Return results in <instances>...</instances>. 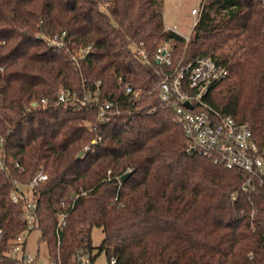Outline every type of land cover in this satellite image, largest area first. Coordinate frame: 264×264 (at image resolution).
<instances>
[{
    "label": "trees",
    "instance_id": "trees-1",
    "mask_svg": "<svg viewBox=\"0 0 264 264\" xmlns=\"http://www.w3.org/2000/svg\"><path fill=\"white\" fill-rule=\"evenodd\" d=\"M160 4L0 0L5 245L25 226L22 204L9 198L12 181L26 182L43 167L47 177L37 191L36 226L39 240L55 254L57 211L64 202L69 213L60 233L62 264L72 262L82 239L93 251L94 226L103 230L98 251L117 264L264 261L263 206L255 198L261 193L239 189L241 170L186 150L173 110L159 104L165 65L153 57L169 41L174 64L207 55L225 64L227 75L210 86L205 99L246 123L264 149V2L202 0L188 39L165 26ZM135 46L148 52L147 62L135 57ZM125 82L142 89L139 106L129 112L121 105ZM62 86L80 96L98 86L99 101L114 99L119 108L107 122L95 124L92 102H57ZM42 97H47L44 105ZM0 264L20 263L1 258Z\"/></svg>",
    "mask_w": 264,
    "mask_h": 264
},
{
    "label": "built area",
    "instance_id": "built-area-1",
    "mask_svg": "<svg viewBox=\"0 0 264 264\" xmlns=\"http://www.w3.org/2000/svg\"><path fill=\"white\" fill-rule=\"evenodd\" d=\"M199 11V8H191V13L194 15ZM171 29L175 30V28ZM184 37L188 39L189 36ZM49 42L56 43L54 39H49ZM168 44L169 41L160 44L153 54L158 63L165 65L159 81V104L162 108L173 110L174 119L185 136L188 152L200 153L228 168L241 170L243 179L239 189L248 193H261L259 197L255 195V198H260L261 206H263L261 223L263 226L262 244L264 246V149L259 148L250 127L246 123L215 108L205 99L210 86L227 75V66L209 55L174 64L169 56ZM86 50H88V47L81 48L78 55H82ZM133 53L136 58L143 62L149 60L148 52L141 46H135ZM72 58H74V55ZM122 86L125 98L121 105L129 112L139 106L142 89L141 87H134L128 82L123 83ZM99 93L98 86L94 91L86 92L83 96H80L69 87L62 86L58 90L56 100L64 105L74 104L78 106L92 102L91 104L97 106L94 123H105L119 106L114 99L99 101ZM46 102L47 97L40 99L41 104L44 105ZM4 140L5 137L0 135V150H2ZM87 148L88 146H85V149ZM5 168V163L0 159V169ZM46 177L47 173L43 167H40L33 177L26 182L13 179L9 198L14 203L22 204L25 226L16 237L6 241V245L3 243V230L0 227V248L3 247V244L5 245L0 249V259L12 258L20 264H62L58 250L60 233L66 225L69 213V209L64 208L63 201V207L57 211L55 224L56 253H49L47 249V254L42 262L38 255L30 253L26 248L31 230L37 229L39 231L36 226L37 191ZM85 192L84 190L80 191L82 194ZM77 195V193L71 194L73 200ZM72 204L73 202L70 203L71 206ZM94 260L93 251L89 249L85 239H82L80 246L75 249L70 264H94ZM107 264H117V261L114 257H111L107 259ZM261 264H264V261Z\"/></svg>",
    "mask_w": 264,
    "mask_h": 264
},
{
    "label": "rangeland",
    "instance_id": "rangeland-1",
    "mask_svg": "<svg viewBox=\"0 0 264 264\" xmlns=\"http://www.w3.org/2000/svg\"><path fill=\"white\" fill-rule=\"evenodd\" d=\"M202 0H161V10L164 14V21L167 25H176L181 32L188 34L193 27L194 19L198 18L199 13H191V8H201ZM39 231L31 230L29 233L26 248L32 253L38 255L43 262L47 254V248L43 241L38 239ZM91 244L93 246V255L95 256L94 264H107L106 256L103 252L98 251V246L103 239L102 227L94 226L90 232Z\"/></svg>",
    "mask_w": 264,
    "mask_h": 264
},
{
    "label": "crops",
    "instance_id": "crops-1",
    "mask_svg": "<svg viewBox=\"0 0 264 264\" xmlns=\"http://www.w3.org/2000/svg\"><path fill=\"white\" fill-rule=\"evenodd\" d=\"M163 19H164V14H163ZM194 23H195V19H194V21H193V25H194ZM164 24H165V26H166L167 28H175V30H177V32L180 33V34L183 35V36H189L190 33H191V31H190L188 34H185V33L181 32L180 30L177 29V27H176L175 24L169 26V25H167V23H166L165 21H164Z\"/></svg>",
    "mask_w": 264,
    "mask_h": 264
},
{
    "label": "water",
    "instance_id": "water-1",
    "mask_svg": "<svg viewBox=\"0 0 264 264\" xmlns=\"http://www.w3.org/2000/svg\"><path fill=\"white\" fill-rule=\"evenodd\" d=\"M187 103V102H186ZM188 104V103H187ZM129 170L128 171H125L123 172L121 175H120V181H124L125 178L129 175Z\"/></svg>",
    "mask_w": 264,
    "mask_h": 264
}]
</instances>
